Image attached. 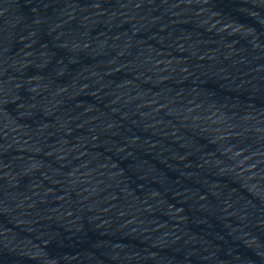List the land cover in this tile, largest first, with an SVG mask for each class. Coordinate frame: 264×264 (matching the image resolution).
I'll use <instances>...</instances> for the list:
<instances>
[{"label":"water","instance_id":"95a60500","mask_svg":"<svg viewBox=\"0 0 264 264\" xmlns=\"http://www.w3.org/2000/svg\"><path fill=\"white\" fill-rule=\"evenodd\" d=\"M0 264H264V0H0Z\"/></svg>","mask_w":264,"mask_h":264}]
</instances>
